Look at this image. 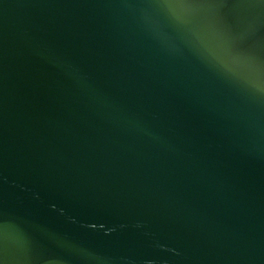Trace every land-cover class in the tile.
I'll use <instances>...</instances> for the list:
<instances>
[{
  "label": "water",
  "instance_id": "obj_1",
  "mask_svg": "<svg viewBox=\"0 0 264 264\" xmlns=\"http://www.w3.org/2000/svg\"><path fill=\"white\" fill-rule=\"evenodd\" d=\"M214 3L0 0L2 264H264V3Z\"/></svg>",
  "mask_w": 264,
  "mask_h": 264
},
{
  "label": "snow or ice",
  "instance_id": "obj_2",
  "mask_svg": "<svg viewBox=\"0 0 264 264\" xmlns=\"http://www.w3.org/2000/svg\"><path fill=\"white\" fill-rule=\"evenodd\" d=\"M261 2L264 3V0H261ZM214 6L226 10L227 0H215ZM227 20H228V17L225 11V14L219 18V22L221 23L222 26H226ZM0 264H2V262H0Z\"/></svg>",
  "mask_w": 264,
  "mask_h": 264
}]
</instances>
